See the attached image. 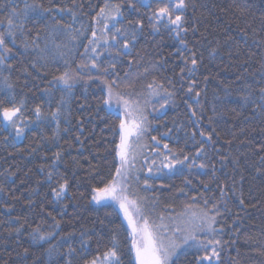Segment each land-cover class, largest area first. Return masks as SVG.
<instances>
[{"label":"trees","instance_id":"obj_1","mask_svg":"<svg viewBox=\"0 0 264 264\" xmlns=\"http://www.w3.org/2000/svg\"><path fill=\"white\" fill-rule=\"evenodd\" d=\"M35 2L52 11L29 13L15 45L9 41L11 67L0 65V105L23 102L20 136L0 123V264H89L113 246L114 237L122 264H130L122 216L95 204L90 194L113 169L119 142L115 109L102 103L104 79L115 81L114 91L125 99L138 100L151 122L133 189L148 199L153 218L176 216L188 204L196 212H219L215 234L200 236L220 241L207 250L211 255L215 247L219 259L204 264H264V0H190L188 32L179 38L150 22L164 0ZM106 2L120 5V15L98 21ZM24 3L0 0V19ZM193 52L198 63L189 73ZM65 71L76 77L70 92L54 80ZM149 84L158 95H151ZM58 106L59 127L48 116ZM164 154L189 160L160 168ZM65 180L68 190L56 199L53 189ZM37 228L55 235L33 240ZM202 255L203 250L185 246L175 264H197Z\"/></svg>","mask_w":264,"mask_h":264},{"label":"snow or ice","instance_id":"obj_2","mask_svg":"<svg viewBox=\"0 0 264 264\" xmlns=\"http://www.w3.org/2000/svg\"><path fill=\"white\" fill-rule=\"evenodd\" d=\"M190 6V0H164L162 6H159L153 12L150 22L153 28H156L157 24H162L179 38L181 33L188 32V28L186 27V12ZM51 11L52 9L45 8L43 4L36 3L35 0H32L31 3L25 0L23 9L18 11L13 7L7 17L0 19V65L11 67L6 63L8 56L13 52V48L9 47V41L12 45H15L17 32L19 31L22 34L24 20L29 13L43 14ZM69 11L71 10L69 9ZM119 15L120 5H110L106 2L104 7L100 8L97 18L98 21L100 17L115 19ZM140 26L142 27V24ZM106 28L107 25H105ZM193 30L195 31V29ZM116 31L119 32L120 29H116ZM92 36H96L95 31L92 32ZM180 43L186 46V42L183 39H180ZM89 45H94V41L90 40ZM28 46V44H24L25 49ZM128 46L127 42L122 44L124 48ZM91 50L95 52V47H92ZM88 51L89 49L86 47L85 52L87 53ZM195 55L193 52L190 60L191 67L188 69L189 73H193L197 67L198 61ZM89 62L92 68H97L94 58L89 57ZM185 63L187 64L188 61H185ZM65 64H67V61H65ZM88 66V64H80L78 68H86ZM110 66L114 67V65ZM102 71L107 72L108 69L105 68ZM75 79L76 77L71 71H65L62 75L54 77L55 82L62 84L68 92L71 91ZM95 79L100 80V77H95ZM101 83L107 90L106 98L102 99V103L109 108L114 107L119 119V124L116 126L114 132L118 136L119 142L115 143L113 149L116 161L113 169L106 178H100L98 184L91 188L90 194L91 200L95 203L113 207V211L117 215H123L124 221L127 224L125 231L127 233L128 254L131 257L130 264H175V259L185 246L194 247L198 251H204V255L199 257L197 264H204L205 261L211 262L214 257L218 260L219 252L215 247L211 248V255L208 254L207 250L210 245H219L220 241L209 240L207 238L201 240L200 236L204 235L207 237L215 234L216 228L214 225L216 223V215H219V212L216 215H211V210L196 212L192 210V205L188 204L184 206L185 210L176 216L170 214L166 218L163 215H157L153 218L154 209L149 206L148 199L142 197L138 191L133 189V181L137 183L140 181L138 173L142 169L136 167V161L137 157L141 155L142 148L146 147V145L142 144V140L148 132L151 122L145 115L144 109L140 106L138 100L130 101L125 99L119 92L114 91L115 81L109 82L107 79H104ZM192 83L194 85L195 81ZM7 86L9 88L12 87L11 84ZM148 87L152 89L151 95H158L156 88L152 84H149ZM188 91L191 92L192 87H189ZM260 93L262 94V99H264V88L260 89ZM168 95H171V93ZM195 95L199 96V93H195ZM61 103H63V100ZM161 106L163 107L164 105ZM22 107L23 102L19 106L13 105L8 107L0 105V123H4L15 129L16 136H20L23 132L22 128L17 127V121L21 119L19 114ZM257 107H260V105H257ZM34 111L37 119H42L41 108L38 106ZM60 113L61 109L59 106L54 112L48 113V116L56 122L57 127H59ZM200 135L204 136V133L201 132ZM151 139L160 143L155 136H152ZM207 139L212 140L211 133L207 135ZM163 147L167 149L168 145L164 144ZM169 152H171L170 149ZM201 153H203V148L196 155L199 156ZM60 155L59 152L55 153V160H59ZM186 160H189L188 156L180 159L175 154H164L160 168L167 167L172 169L176 165H184V161ZM151 163L155 164L156 161L153 160ZM190 163H194V160ZM198 167L205 168L206 166L200 164ZM147 171L151 173L153 171L152 167L148 166ZM48 178L52 179L51 172L48 173ZM144 187H150L147 179L144 180ZM67 190L68 182L65 180L59 184L58 189H53L56 199L63 197ZM240 202L243 204V200ZM206 203L207 201H205ZM18 231L19 229H17ZM52 235H55V233L41 234L39 228H37L33 231L32 238L33 240L40 241L48 239ZM117 243L118 241L114 237L113 246L103 252L101 256L93 258L89 264H122L121 255L116 247ZM71 251H74V249H70ZM24 252L27 254L28 249H25ZM67 264H71V261H68Z\"/></svg>","mask_w":264,"mask_h":264},{"label":"rangeland","instance_id":"obj_3","mask_svg":"<svg viewBox=\"0 0 264 264\" xmlns=\"http://www.w3.org/2000/svg\"><path fill=\"white\" fill-rule=\"evenodd\" d=\"M111 111H113V110H111ZM5 126H6L7 128H9V129H12V130H13L12 127L7 126L6 124H5ZM145 135H146V134H145ZM144 142H145V136H144V138H143V140H142V144H144ZM143 150H144V148H142V150H141V154H142ZM140 156H141V155H140ZM140 156L137 157V161L139 160ZM137 161H136V162H137ZM93 202H94V201H93ZM94 203H95V202H94ZM95 204H97V203H95ZM121 216H122V218H123V215H122V214H121ZM123 220H124V218H123ZM124 223L126 224L125 221H124ZM126 225H127V224H126Z\"/></svg>","mask_w":264,"mask_h":264},{"label":"bare ground","instance_id":"obj_4","mask_svg":"<svg viewBox=\"0 0 264 264\" xmlns=\"http://www.w3.org/2000/svg\"><path fill=\"white\" fill-rule=\"evenodd\" d=\"M70 37V36H69ZM112 54V53H111ZM25 129V128H24ZM183 134V133H182ZM148 165V164H147ZM158 173V172H157Z\"/></svg>","mask_w":264,"mask_h":264}]
</instances>
